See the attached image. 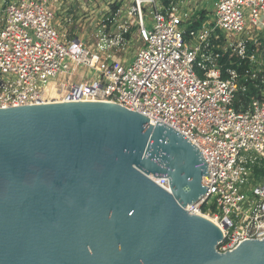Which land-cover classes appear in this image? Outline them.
<instances>
[{
    "label": "built area",
    "instance_id": "obj_1",
    "mask_svg": "<svg viewBox=\"0 0 264 264\" xmlns=\"http://www.w3.org/2000/svg\"><path fill=\"white\" fill-rule=\"evenodd\" d=\"M187 6L132 0L130 58L124 27L70 38L50 0H0V109L110 102L184 135L208 171L185 211L221 224L225 254L264 240V0H217L205 18Z\"/></svg>",
    "mask_w": 264,
    "mask_h": 264
},
{
    "label": "water",
    "instance_id": "obj_2",
    "mask_svg": "<svg viewBox=\"0 0 264 264\" xmlns=\"http://www.w3.org/2000/svg\"><path fill=\"white\" fill-rule=\"evenodd\" d=\"M102 101L0 109V264H264L188 204L207 164L187 137Z\"/></svg>",
    "mask_w": 264,
    "mask_h": 264
},
{
    "label": "rangeland",
    "instance_id": "obj_3",
    "mask_svg": "<svg viewBox=\"0 0 264 264\" xmlns=\"http://www.w3.org/2000/svg\"><path fill=\"white\" fill-rule=\"evenodd\" d=\"M217 0H187L186 11H195L196 7L206 10V13L214 9ZM53 6L58 8L56 22L62 31H66L69 37L80 38L89 36L95 40L96 35L104 27H112L115 35L121 34V27L128 31V36L135 40V44L128 47V57L132 54L139 42L136 41L135 31L131 30L135 22V16L130 15L132 0H50ZM163 2V0H159ZM207 15V14H206ZM148 20V16H145ZM149 28L150 23L146 21Z\"/></svg>",
    "mask_w": 264,
    "mask_h": 264
},
{
    "label": "bare ground",
    "instance_id": "obj_4",
    "mask_svg": "<svg viewBox=\"0 0 264 264\" xmlns=\"http://www.w3.org/2000/svg\"><path fill=\"white\" fill-rule=\"evenodd\" d=\"M50 103H57V102H50ZM44 104H49V103H44ZM202 218H205V219L211 221L213 224H215V226H216L218 232H219L220 235H221V233H222V226H221L220 223L216 222L214 219L209 218V217H203V216H202Z\"/></svg>",
    "mask_w": 264,
    "mask_h": 264
},
{
    "label": "crops",
    "instance_id": "obj_5",
    "mask_svg": "<svg viewBox=\"0 0 264 264\" xmlns=\"http://www.w3.org/2000/svg\"><path fill=\"white\" fill-rule=\"evenodd\" d=\"M213 11V10H212ZM209 12V13H206V10H202V11H199V15L202 17V18H205L207 15L208 16H211L213 12ZM207 14V15H206Z\"/></svg>",
    "mask_w": 264,
    "mask_h": 264
},
{
    "label": "trees",
    "instance_id": "obj_6",
    "mask_svg": "<svg viewBox=\"0 0 264 264\" xmlns=\"http://www.w3.org/2000/svg\"><path fill=\"white\" fill-rule=\"evenodd\" d=\"M199 27V23L193 24L191 27H189L190 31H193ZM261 173L264 175V170L261 171Z\"/></svg>",
    "mask_w": 264,
    "mask_h": 264
}]
</instances>
